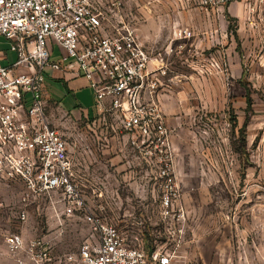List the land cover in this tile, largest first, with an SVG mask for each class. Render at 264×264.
<instances>
[{
  "label": "built area",
  "instance_id": "1",
  "mask_svg": "<svg viewBox=\"0 0 264 264\" xmlns=\"http://www.w3.org/2000/svg\"><path fill=\"white\" fill-rule=\"evenodd\" d=\"M234 2L241 6L240 16L230 11ZM181 13L225 23L232 15L255 27L264 21V0H0V35L15 52L13 60L2 63L8 55L0 48V184L23 188L21 203L11 212L20 226L4 236L15 264H170L169 250L155 239L149 249L145 225L119 228L114 214L124 211L120 205L100 202L92 208L85 202L115 195L91 187L65 138L48 125L45 70L76 69L93 93V114L82 113L88 122L102 123L105 136L127 135L135 146L153 151L148 163L163 166L162 187L153 185L150 195L167 204L173 189L167 152L171 134L160 104L169 87L167 64L137 27L149 16L163 23ZM170 27L178 39L205 33L187 24ZM55 48L59 52L52 58ZM40 201L49 208L53 230L26 237L21 225L28 218L27 205ZM73 215L88 231L75 251H58L64 216Z\"/></svg>",
  "mask_w": 264,
  "mask_h": 264
},
{
  "label": "rangeland",
  "instance_id": "2",
  "mask_svg": "<svg viewBox=\"0 0 264 264\" xmlns=\"http://www.w3.org/2000/svg\"><path fill=\"white\" fill-rule=\"evenodd\" d=\"M230 16L228 23L216 20L214 27L202 28L204 34L188 39L169 58L161 53L169 87L160 104L169 117L173 183L167 204L150 195L153 185L162 187L163 166L148 163L153 151L135 146L127 135L105 136L102 123L63 110L71 107V93L47 78L50 95L61 102L47 101L48 125L65 138L91 187L115 195L85 202L92 208L100 202L120 205L124 211L114 214L119 228L145 225L149 237L169 250L170 264H264V21L254 27ZM0 48L8 55L2 63L14 59L10 41L2 35ZM247 89L251 108L245 109ZM79 97L92 113L89 91ZM21 191L0 184V264H15L4 236L20 226L11 212L21 203ZM27 206L22 233H51L46 202ZM64 219L56 249L75 251L88 226L77 215Z\"/></svg>",
  "mask_w": 264,
  "mask_h": 264
},
{
  "label": "crops",
  "instance_id": "3",
  "mask_svg": "<svg viewBox=\"0 0 264 264\" xmlns=\"http://www.w3.org/2000/svg\"><path fill=\"white\" fill-rule=\"evenodd\" d=\"M230 11L235 16L241 15V6L238 2H234L231 5ZM165 15H162L161 17H164ZM167 19V20H166ZM165 21H161V19H156L155 16H149L145 22H142L137 27V33L141 37V39L147 44L152 45L154 47L160 48L165 55V57H170L171 53L176 51H181L182 48L185 47L186 39H178L174 38L172 36V30L170 27V23L173 22V24H183V25H191L198 28H212L214 27V20H211L210 18H204L202 16H192V15H186L181 13L180 15H170L166 17ZM58 49L55 48V52L52 55V58L57 56ZM167 61V60H166ZM45 89L50 96V98L54 99L59 106H61V102L58 97L51 96L49 90L47 89V78L51 77L52 79L60 81L62 85L67 89L69 93H71V107L63 108V110L71 112L73 114H76L77 112L84 113L88 112L90 115L93 114L90 113L89 107L85 106L82 102V99L79 97L81 93L88 92L91 95V98L93 100V93L91 88L87 84L86 78L81 75L76 69H72L70 72H63V71H53L51 68H46L45 70ZM88 89V91H87ZM169 91V90H168ZM167 91H163L161 94V99L164 97L167 93ZM94 103V100H93ZM93 106V104H92ZM94 110V109H93ZM92 110V111H93ZM166 121L169 123V117H166Z\"/></svg>",
  "mask_w": 264,
  "mask_h": 264
},
{
  "label": "trees",
  "instance_id": "4",
  "mask_svg": "<svg viewBox=\"0 0 264 264\" xmlns=\"http://www.w3.org/2000/svg\"><path fill=\"white\" fill-rule=\"evenodd\" d=\"M248 91L249 90L247 89V92H246V98H247L246 104L247 105H246L245 109L251 108V97H250V94L248 93ZM247 118H248V116L246 115L245 120L243 121L241 128L245 127ZM233 124H234V120H233ZM241 130H243V129H241ZM241 136H243V134ZM243 142H244V139H243ZM149 236H150V234H149L148 230H146V242H147L149 249H152L155 246V242L153 240V237L150 238Z\"/></svg>",
  "mask_w": 264,
  "mask_h": 264
}]
</instances>
